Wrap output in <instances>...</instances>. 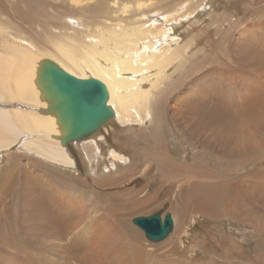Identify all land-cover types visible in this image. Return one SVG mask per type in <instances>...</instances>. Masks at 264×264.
I'll use <instances>...</instances> for the list:
<instances>
[{
	"label": "bare ground",
	"instance_id": "1",
	"mask_svg": "<svg viewBox=\"0 0 264 264\" xmlns=\"http://www.w3.org/2000/svg\"><path fill=\"white\" fill-rule=\"evenodd\" d=\"M206 1L212 4L214 0ZM203 5H206L203 0H0V183H5L15 165L9 161V155H12L9 151L14 148L50 170L70 175L76 185L80 184L81 177L82 180L85 178L93 194L89 197L86 195V199L77 195L76 198V193L66 194L65 190L62 193H57L58 190L52 192L51 187H47V194L51 198L49 203L44 201L46 197L31 200L42 215L32 216V222L25 224L23 208L18 209L17 213L12 208L16 201L11 192L15 189L8 192L10 187L2 186L0 264H55L58 261L59 264H108L110 251L113 253L118 247H121L120 253L130 264H152L150 255L153 253L143 250L138 232L122 218L121 211L124 209L111 202L110 205H102L103 198L99 195L98 186L148 181L155 169L173 171L169 176L172 187L175 190L182 189L184 199L187 202L190 199L194 204L195 215L212 217L220 227H229V234H235L233 231L238 225L233 222V210L240 209L237 208L238 202L245 196V190L241 185L230 186L227 176L232 168L246 169V166L250 168L254 165L258 177L263 142L253 135L252 130L247 132L246 119L229 127L226 121L224 126L228 128L226 132L223 131L226 140L219 135V141L225 145H222L223 149L220 147L223 153L214 151L211 142H216L217 137L213 123L219 119L220 114L210 101L211 90H206V97L201 100L196 98L197 93L193 90L188 91L191 98L186 94L181 95L187 83L188 90L191 83L196 82L192 76L199 70L200 57L197 56V50L201 43H197L198 31H194L199 29L204 33L202 29L211 30L215 24L213 20L203 27L204 23L197 21L200 15L197 10ZM226 7L232 8L229 3ZM42 10L48 11L43 14L44 21L40 18ZM51 10L58 14L53 15ZM246 18L243 17L239 24H246ZM190 19L194 20L184 30L185 22ZM216 30L220 32L216 34L219 38L221 29ZM224 30L227 31L226 28ZM250 33L246 34L247 43L256 45L258 49L264 47V33ZM202 39L203 35L200 37ZM216 44L220 47L218 50L221 56L229 58L228 54L232 53L231 48H224L227 43L225 46L220 42ZM243 48L244 45L238 50L248 57L250 54L253 60L254 52ZM259 58L263 59L264 55ZM46 60L56 63L78 79H97L107 89L106 105L111 108L112 115L81 140H72L67 144L61 142L69 128L63 127L59 112L52 109L54 102L39 84L41 65ZM225 63L224 60L222 64ZM256 64L259 70L262 69L258 61ZM261 97L262 104H258L260 108L251 114L264 121V95ZM236 100L237 97L234 102ZM201 125L210 132L209 137L203 138V142L198 139L197 133ZM233 128V131H228ZM129 129L134 132L129 133ZM188 134H192V138L186 137ZM251 147H254V153L245 156L244 152ZM161 178L157 175L154 181ZM223 179L227 182L221 181ZM25 183L29 188L27 191L30 190L34 195L41 196L45 189L41 191L28 175ZM11 185L7 183L6 186ZM31 186H37L38 189ZM79 188L76 190L82 194ZM10 196L12 199H9ZM169 205V202H165L158 208L157 213L161 218L168 211ZM71 209H79V213H71L67 217ZM77 216V223L74 224ZM114 219L122 227L117 236L115 233L118 229L113 230L110 225ZM195 221L193 225L197 224ZM231 222L235 227L233 230ZM173 226L174 222L164 239L169 236ZM191 229L192 226L183 228L178 238L180 254L167 255L166 259L174 262L171 260L174 258L175 261L183 260L184 264H193L181 253V246H184L186 234ZM111 232L114 238L109 235ZM241 237L244 238V235L241 234ZM105 246H109L110 251ZM199 251L206 255L203 249H199L198 254ZM118 253L117 250L115 255ZM188 256L195 258L194 253ZM223 257H226L225 254ZM224 262L228 264V261Z\"/></svg>",
	"mask_w": 264,
	"mask_h": 264
},
{
	"label": "rangeland",
	"instance_id": "2",
	"mask_svg": "<svg viewBox=\"0 0 264 264\" xmlns=\"http://www.w3.org/2000/svg\"><path fill=\"white\" fill-rule=\"evenodd\" d=\"M155 2H157V1H155ZM203 2L206 5L200 6L198 8L197 12H200V15L198 16L199 18L197 21L203 22L204 23L203 27L205 25H207L208 23L212 22L213 20L215 21V24L213 25V28H211V30L210 29H206V30L202 29L204 31V33L200 32L199 29L194 31V33H196L198 31L197 43H199V44L201 43L198 47V50H197L198 51L197 56L200 57L199 58L200 65L198 66L199 70H197V72L195 73L196 75L194 74L195 76H192V77H195L196 82L191 83L192 86H191V88H188V90H187V86H188L187 85L188 83H187L185 85L186 87H184L182 89L183 91L181 92V95L186 94L188 96V98L189 97L191 98V95L189 92L191 90H193V91H195V93H197L196 98L201 100V99H205L206 92H207L206 90H211L210 94L212 97L210 98V101H211V103H214L215 107H217L216 109L219 110V114H220V115H218L219 119L217 117L218 120L215 123H213L215 136L217 137V138L215 137L216 142L215 141L211 142V147L214 146V147H212V149L214 151H216V152L220 151L219 153H223V151L221 149H223V146L225 147V145H224V143L219 141V137L222 136L221 138L223 140H226L224 137L223 131L226 132L227 131L226 128H228L229 126H235L239 123V121H240V123H241V121L243 122L244 119H246L245 125H246L247 132L249 131L248 133H250L252 130L254 132L253 135L256 138L258 137V139L261 140V142H263V150L261 152V158L259 161L260 162L259 163V172L260 173H259L258 177L256 175L254 165L250 168H248L246 166V169L232 168L231 169L232 172H230V174L227 176V177H229L228 182H229L230 186L236 187L237 185H241L243 190H245V196H243L242 200H240V202H238L239 207H237V208H240V209L235 208L233 210V214H234L233 216H235L233 219V222H234V224L238 225L235 229V227L233 226V223L231 222V227H232V230L235 229L233 231V233H235V234H232V233L229 234V227H226V228L220 227L218 225V223L215 220H213L212 217H205V216L200 215V214L195 215L196 210L194 208V204L192 202H190V199L188 200L189 202H187L184 199L183 194L181 195L182 189H179V190L176 189L175 190L174 187H172V182L169 179V176H171L173 174V171L171 169L164 170V171H159V170L155 169L152 171L148 181L145 180L144 182H132L131 184H128V185H122V184L108 185V184H101L100 183L101 185L98 186V188L100 189L99 195L101 196V199L103 198V200H102L103 203H101V204L102 205L103 204L110 205L109 203L111 202L115 206L121 207L124 209L121 211V214H123L122 218L125 221H127V224L129 226L133 227L138 232V234L140 236V240L143 243L142 244L143 250L145 249V250H147V252L153 253L150 255V257L152 258V262H153L152 264H157V263L158 264H166L165 262H168V264H172V263L173 264H176V263L177 264H184L183 260L175 261L174 258H171V260L174 261V262H171L169 259H166V258H168V256H170L172 254L173 255H179L180 254V250H179L180 245L178 243V238L180 237V235H182L183 228H186L188 226H192V229H191V231H189L186 234L185 244H184V246H181L182 247L181 253L184 254L186 257H188L193 264H210L207 261L213 262V263L215 262V264H225L224 261H228V264H230V263H233V264H264V227H263L264 221H262V219L264 220V121L259 120V118L256 119L255 117H252L253 114H251L253 112H256L257 111L256 109L260 108V105H258V104H262V102L260 101L262 98L261 95L262 96L264 95V85L262 84L264 82V58L263 59L259 58L260 56L263 57V55H264V47H261L258 49V48H256V45L255 46L250 45L247 43V40H246V36H248L246 34H249L250 32L255 33V34L259 33V32L264 33V12H263L264 11L263 10L264 9V6H263L264 0H262V1L261 0H240V1L239 0H214V1H212V4L206 3L207 2L206 0L205 1L203 0ZM227 3H229L230 6H232V8L226 7ZM60 11H63V9H60ZM241 11H242V13H241ZM47 12L48 11H46V10L40 11L41 20L44 19V17H45L43 14L44 13L46 14ZM51 12L53 13V15L58 14V13H56L57 11L54 12L53 10H51ZM243 17H248V19L246 18L247 23L246 22H245L246 24H244V22L242 23L244 25L239 24L241 22L240 20ZM193 20L194 19H190V20H187V22H185L184 30L187 28V26L190 23H192ZM249 20H252V21L250 22ZM42 21H44V20H42ZM248 21H249V23H248ZM219 24H220V26H218ZM193 27L194 26L192 25L191 28H193ZM203 27H201V28H203ZM259 27H261L263 30L258 29ZM216 28L221 29V35L223 34V36H224L223 38H221V35L219 36V38L216 36V34H220V32H216L217 31ZM225 28L227 31L224 30ZM243 28H245V29H243ZM180 32H182V30ZM202 35H203V39L200 40V37ZM229 35H230V37H229ZM242 35H243V37H242ZM218 39H220V40H218ZM232 39L234 42L232 41ZM222 40H224V41H222ZM250 40H252V38ZM216 42H220L222 46H225L226 45L225 43H227L228 47L225 46L224 48L229 49V50L231 48L230 51L232 54H228L229 58H227V57L225 58L224 56H221V53H219V50H218L220 47L217 46ZM232 42H233V45H232ZM234 44L236 47L234 46ZM242 45H244V48H243L244 50H245V48L250 49V47L252 46L250 50H251V52H254V54L252 56L253 60H251L250 54L248 57L246 55V53L238 50V48L242 47ZM248 46H250V47H248ZM262 46H264V44ZM233 48L236 49L237 52L234 51ZM237 54L239 55V57H237L238 56ZM240 54H241V56H240ZM234 56H236V57H234ZM231 57H232V60H231ZM243 57L246 59H244ZM221 59H223V60H221ZM227 59L228 60L230 59L231 62L228 61ZM224 60L226 62L225 63L226 65L222 64V62ZM256 61H258L261 64L262 69H260V70L258 69V65L256 64ZM203 62L207 63V64H204ZM227 62L229 63V65H227L228 64ZM218 66H220V68ZM226 85H227V87H226ZM241 86H242V88H241ZM256 88H258V89H256ZM216 91H217L218 95L216 94ZM250 94H252V95H250ZM253 94H254V97H253ZM214 95H215V97H214ZM221 95H222V98H221ZM236 97H237V100H239V101L241 99V102H239V101L236 102L237 100L234 102V99H236ZM244 98L247 100L245 101ZM225 99H227V100H225ZM242 99L244 100V102L242 101ZM248 101H249V103H248ZM219 102H220V104H219ZM230 102L232 103V105L230 104ZM223 104H224L225 108H227V107L228 108L225 109L223 107ZM227 104L230 106H227ZM240 104H241V106H240ZM218 105H220V106H218ZM221 106L223 108H221ZM238 107H240V108H238ZM229 108H230V110H229ZM238 109L239 110L241 109V110L238 111ZM241 113H242V115H241ZM234 115H236L238 117H234ZM240 115L244 116V118L240 117ZM220 117H221V119H220ZM198 122H200V121H198ZM225 122L227 123L228 127L224 126ZM249 125L251 128L249 127ZM218 127H220V128H218ZM203 128H204V126L201 125L199 128V131L197 132L198 133V139H201L200 140L201 142L204 141L203 138L209 137V135H210L208 128H204V129ZM221 128H222V130H221ZM230 130L233 131L234 128L228 129V131H230ZM128 132L132 133V132H134V130L129 129ZM190 135L192 136V134H188V136L186 135V137L192 138ZM219 143L221 144V146H219ZM202 144L203 143H201V145ZM73 147H75V146H73ZM220 147H221V149H220ZM253 148L254 147H251V148H249V150L245 151L244 152L245 156L253 154L254 153ZM13 149L11 150L13 153L11 151H9V153L13 155V156L9 155V161L14 163L15 165H14L13 169L10 171V175L9 176L7 175L8 178L5 180V183L2 184V181H1L0 190L3 189V187L4 188L10 187L8 189V192L10 191V189H15L16 192L14 191L11 193H12L13 198H15V201L17 203L15 202L13 204L12 208H13V210H15L16 213L19 212V210L23 208V212H24L23 218L25 217L28 220H30V221H28V220L26 221V219L24 218L25 224L32 222V220H31L32 216L37 215V214L39 216L42 215V213H40V211L38 210V207L35 205V202L31 201V200H33L34 198L36 199L37 197H42V198L46 197L44 201L46 203L47 202L49 203L51 198L49 197V194H47V191H46L47 187H49V188L51 187L50 190L52 192H54V191L56 192L58 190L57 193H59V191H61V193H62V191H64V190H65L64 192L66 194H67V192H73V193H76V194H74L75 196L77 195V196H80L81 198L84 197L83 199H86L85 198L86 195H88V197L93 195L91 193L92 187L89 186V183H87L85 178H83V180H82L81 179L82 177L80 179L78 177H76L81 182L84 181L82 183L80 182L79 185H76V183L70 178L71 177L70 175L66 176V174L60 173V171H58V170H55V171H54V169L50 170V168H47V166L39 164L33 157L30 158L29 156L28 157L24 156L21 152H18L19 150L14 149L15 151H13ZM248 151H250L251 153L249 152L250 154H248ZM28 159H30V160H28ZM31 160H32V162H31ZM17 163H19V164H17ZM33 163H35L36 165ZM43 166H44V169H43ZM38 167H40V168H38ZM20 168H22V170H20ZM40 169L41 170L43 169V170L40 171ZM196 169H198V168H196ZM11 172H13L14 174ZM45 172L47 174H45ZM20 175H22V176H20ZM27 175H28V178L34 179L36 185L39 187V189L41 191L43 190V188H45L43 190L41 196L32 194L30 190L27 191V189H29L27 186V183H25V181L27 180ZM157 175L162 176V178L157 180V182H155L154 178ZM57 176H58V178H57ZM12 177H14V178H12ZM180 178H183V177L180 176ZM15 179H16V181H15ZM57 179H58V181H57ZM164 180H167V181L165 182ZM53 181H55V182H53ZM221 181L227 182V180H225V179H223ZM159 182H162V183H159ZM168 182H169V184H168ZM218 182L220 184H222L220 181H218ZM7 183H9V185L10 184H12V185L6 186ZM144 183H145V185L142 186ZM41 184H42V186H41ZM49 184H50V186H49ZM78 186H80V188ZM24 187H26V188H24ZM31 187L33 188L35 186H31ZM36 187L34 189H36ZM38 187H37V189H38ZM60 187L61 188L64 187V189L63 188L61 189ZM65 188H67V189H65ZM76 188H79L80 189L79 191H81L82 194L80 192H78L76 190ZM34 189H33V191L37 192V190H34ZM71 190H73V191H71ZM28 192H30V193H28ZM45 193H46V195H45ZM18 196L20 197V199ZM77 196H76V198H77ZM29 197H31V199ZM10 198H11V196L9 197V199ZM92 198L93 197H91V199ZM0 199H1V197H0ZM37 200L38 199H36V201ZM165 202L170 203L168 211H166L165 213L170 212V214L172 215L173 222H174L173 229L166 239H164L160 242H151L145 237L144 232L138 226H136L132 221L136 217H146V216H150L154 213H157L158 208L160 206H162V204H164ZM101 204H99V205H101ZM35 206L37 207V210H38L37 213L35 210L36 209ZM244 207H245V210H243ZM33 208H34V210H33ZM71 210L73 212L69 211L70 214L69 213L66 214L67 217H70L72 214L76 215L79 213L78 212L79 209H71ZM245 211L247 214H245ZM256 213H258L257 215L259 217L256 215ZM24 214H26V215H24ZM238 214H240V215H238ZM27 215H28V217H26ZM95 215L97 216V213ZM261 215L263 217H261ZM77 218H78V216L74 219V222H73L74 224L77 223V220H78ZM113 218H115V217H113ZM203 218H205L206 221H202ZM110 219H112V218H110ZM194 219H196L195 223H197V224L193 225ZM112 223H113V225H112ZM116 224H118L117 220L114 219L110 225H111V228H113V230L118 229L117 233H115L117 236L119 231L121 233L122 227L119 224L118 225H116ZM248 225H250V226H248ZM261 225H262V227H261ZM116 227H119V228H116ZM107 228H108V226H107ZM112 234H113L112 232L109 233V235H111L113 237ZM241 234L244 235V238L241 237ZM114 237H115V235H114ZM113 238H111V239H113ZM241 238H243V239L239 240ZM230 240H232V241H230ZM202 243H203V246H200ZM113 244L115 245V243H113ZM109 246H105V249L110 251ZM199 249H203V251L206 253V255H204L200 251L198 254ZM117 250L119 253L116 256L115 252ZM117 250L114 251L113 253H111V251H110L108 264H114V261H115V264H130L129 261L126 260V257L122 254V252L120 253L121 247H118ZM195 251L197 252V254L195 253ZM189 253H194L195 258L189 257L188 256ZM224 254L227 257V259H226V257H223ZM94 257L95 256H93V258ZM123 257H124V259H123ZM164 260H166V261L164 262ZM55 264H59V261Z\"/></svg>",
	"mask_w": 264,
	"mask_h": 264
},
{
	"label": "water",
	"instance_id": "3",
	"mask_svg": "<svg viewBox=\"0 0 264 264\" xmlns=\"http://www.w3.org/2000/svg\"><path fill=\"white\" fill-rule=\"evenodd\" d=\"M39 84L54 102L52 109L59 112L63 127L69 128L61 138L62 144L92 134L113 113L106 105L108 92L102 82L94 78L78 79L50 60L41 65ZM132 222L151 241L164 239L173 225L168 213L163 218L158 213L136 217Z\"/></svg>",
	"mask_w": 264,
	"mask_h": 264
}]
</instances>
